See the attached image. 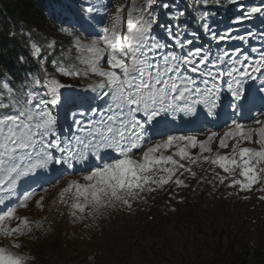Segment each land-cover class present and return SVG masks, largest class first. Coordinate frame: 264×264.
Wrapping results in <instances>:
<instances>
[{
    "label": "snow or ice",
    "instance_id": "obj_1",
    "mask_svg": "<svg viewBox=\"0 0 264 264\" xmlns=\"http://www.w3.org/2000/svg\"><path fill=\"white\" fill-rule=\"evenodd\" d=\"M155 2L145 0L142 6H137V0H131L126 16L124 6H118L110 23L100 27L97 38L87 43L75 41V49L81 54L78 64L71 68L55 66L56 73L63 77L98 78L87 87L95 99L103 101V106L91 109L93 118L87 125L75 121L81 135L76 137L74 147H66L59 139L57 122L49 108L58 106L62 89L66 87L57 78L45 76L43 83L36 79V86L43 89L41 93L30 92L21 98L12 95L9 89L7 103L0 99V235L19 237L33 231L29 220L17 218L16 212L28 206L35 190L26 191L14 203H8L16 197L19 179L44 171L48 173L45 180L54 184L75 163L92 158L99 163L89 165L88 173L82 176L83 183L69 180L59 193V203L68 206L70 215L76 219L99 215L118 204L131 209V201L140 198L142 193L154 192L169 183L186 187L177 173L189 172L193 177L195 173L181 161L218 167L226 174L217 175L219 184L228 180L226 186L239 192H250L257 185L264 192V119L255 120L257 127L233 121L219 137L218 149L230 148L225 155L219 151L213 153L215 131L208 133L204 140L194 135H167L166 139L152 141L150 132L158 129L160 118L175 119L179 113L198 117L200 105L208 117L218 118L219 77L225 74L212 70L217 67L215 63L211 68L208 66L209 57L203 54L202 48L182 51L193 41L176 39L170 28H166V34L174 44L153 33L157 19L150 9ZM93 10L88 8L89 13ZM258 12L261 9L253 7L248 16ZM62 31L69 32L67 28ZM170 48L181 51H168ZM32 54L39 57L41 48L35 47ZM217 60H223V56ZM262 69L264 54L255 67L243 65L238 69L233 64L227 70L229 106L234 112L243 114L245 105L254 103L256 91L246 86L245 81H255L254 73L264 75ZM258 91L264 92V83ZM260 100L264 104V97ZM259 115L264 116V109ZM194 148H199L196 157L190 154ZM57 151L60 155H56ZM66 194H70V204ZM259 198L264 200V195ZM42 203L43 197L36 201V206L40 208ZM14 219L18 220L17 226L8 227ZM40 227L35 225L37 229ZM11 248L18 250L21 245L13 243ZM28 259L0 247V264H28Z\"/></svg>",
    "mask_w": 264,
    "mask_h": 264
},
{
    "label": "rangeland",
    "instance_id": "obj_2",
    "mask_svg": "<svg viewBox=\"0 0 264 264\" xmlns=\"http://www.w3.org/2000/svg\"><path fill=\"white\" fill-rule=\"evenodd\" d=\"M51 1V11L56 12H61L63 3H66V0ZM82 1L88 7L99 9V15L94 17V22L97 26L102 24L101 15L106 13L105 0ZM184 1L171 0L170 8L178 7L186 10L197 2V0H187L188 2L182 5ZM202 1L206 2V0ZM232 1L236 4L239 2L238 4L248 13L253 7H264V0H255L253 4L244 3L248 0ZM129 2L130 0H112L114 8L110 9L112 13L107 18V25L118 6H124L126 16ZM167 2L168 0L164 2L156 0L153 7L157 5L162 7ZM205 11L202 9L201 13ZM184 16L191 19L188 13ZM53 19L56 20L54 14ZM85 21L92 24L90 19ZM56 25L58 36L68 39L67 46L77 53L79 58L80 54L75 49V40L81 34V30L69 27L71 34L67 38V32L62 31L66 25ZM245 26L246 24L241 25L240 30L244 31ZM99 29H97L98 33ZM81 41L89 42L86 38ZM193 47L189 46L186 53ZM240 48H250L253 52L261 51V54H264L262 26L254 27V34L246 43L239 46ZM231 57L239 58L235 55ZM46 58L47 55L42 54L39 61L43 63ZM69 65L73 66L71 62ZM104 67L106 68L107 65L105 64ZM254 75L264 80V75L261 73ZM47 76L55 77L65 85H72L79 90L83 88L79 82L84 80L89 84L98 79L92 76L63 77L56 71L48 73ZM92 98L95 100L94 93ZM96 101L99 103L101 100L96 99ZM61 103L65 105L66 110H70L69 103L64 104V100ZM198 111L206 113L203 105ZM64 115H67V112L64 111ZM260 119H264V116ZM253 122L255 121L250 124ZM227 128L211 127L200 140L206 139L211 131L217 132V139L211 145L213 153L219 151L220 154L225 155L230 148L218 149V142ZM62 130L63 127L57 131V135H63ZM245 146L257 147L255 144ZM198 152L199 148H194L191 149L190 154L196 157L199 155ZM181 163L186 164L195 173L194 177L189 172H183V175L177 173L186 187H177L175 183H169L154 192L142 193L140 198L131 201V209L118 204L114 208L104 209L99 215L85 216L83 219H76L70 215V208L59 203V194H54V190L45 191L44 187L34 189L35 194L28 201V206L23 209L18 208L16 212L17 218L29 220L33 231L19 237L0 235V247L27 256L28 264H42L41 256L43 259L48 256L46 252H51L50 254L54 255L59 264H217L220 261L229 262L231 258L239 255L242 245H245L248 251L258 249L264 256V200L259 198L264 192L258 190L260 186L257 185L250 192H239L237 188L226 186L230 182L228 180L223 185L219 184L217 175L226 174L218 167L203 162L200 167L199 163L194 165L188 161ZM23 181L24 178L21 179V182ZM31 190L33 189H26L22 184L17 183L16 197L8 202H15L24 192ZM41 197H43L42 207L38 208L36 201ZM66 199L70 204L69 194H66ZM17 223L18 220L14 219L8 223V227H16ZM36 224H40L41 227L35 228ZM13 243H19L21 248L18 250L11 248ZM81 252L88 254L87 260L82 263Z\"/></svg>",
    "mask_w": 264,
    "mask_h": 264
},
{
    "label": "trees",
    "instance_id": "obj_3",
    "mask_svg": "<svg viewBox=\"0 0 264 264\" xmlns=\"http://www.w3.org/2000/svg\"><path fill=\"white\" fill-rule=\"evenodd\" d=\"M145 0H137V6H142ZM164 2V0H162ZM184 1V0H183ZM171 0H168L166 9H160L163 17L169 11ZM186 2H182V5ZM232 0H197L185 11L199 18L195 25V19L185 18L181 15L183 9L175 7L173 11L179 12V23L185 26L189 34L201 32L203 28L198 26L205 19L212 21L221 20V15L229 16L234 10ZM47 0H0V99L7 103L11 94L22 98L23 86L30 84V73L33 69L41 72L38 59L31 53L30 42H43L48 32L56 30L49 11ZM206 12L201 16V10ZM222 10V13L220 12ZM51 19H50V18ZM182 20V21H181ZM177 30V28H173ZM34 73V72H32ZM7 85V87H5ZM239 255L231 258L229 262H217V264H264V256L259 250L248 251L245 245L239 250ZM48 256H41L42 264H59L54 255L46 252ZM82 254V252H81ZM87 255L82 254L81 263L87 260ZM48 257V259H47ZM50 257V258H49Z\"/></svg>",
    "mask_w": 264,
    "mask_h": 264
},
{
    "label": "bare ground",
    "instance_id": "obj_4",
    "mask_svg": "<svg viewBox=\"0 0 264 264\" xmlns=\"http://www.w3.org/2000/svg\"><path fill=\"white\" fill-rule=\"evenodd\" d=\"M94 24H95V22H94ZM95 26H97L96 24H95ZM231 100V98H227L221 105H222V111H221V115H225V116H227V117H229V119L227 120V122H224L225 123V125H224V127L223 128H227L228 126H230L231 124H232V122L233 121H236V122H239V123H241V116H239L238 115V111H236V112H234L233 111V108L231 107V106H229V101ZM252 106V105H251ZM250 106V108H251V111H250V119L252 120V121H255L257 118H262L263 116H260L259 115V113H260V110H262V109H264V108H258L257 106L255 107V109H254V107H251ZM262 106V105H261ZM245 109V108H244ZM249 109V108H248ZM247 109V110H248ZM246 110V111H247ZM163 130L164 131H168L169 129L168 128H166V127H164L163 128ZM156 135H157V133H156ZM245 146V145H244ZM198 149V148H197ZM194 150V149H193ZM199 153V152H198ZM196 154V153H195ZM206 155H207V153H205ZM194 155V154H193ZM194 157V156H193ZM199 164V167H200V164H201V162H198ZM86 164V163H85ZM85 164H82V163H75L74 164V168H73V170L75 171L76 169H79V168H81L82 166H84ZM195 167V166H194ZM94 216V215H93ZM96 219V218H95ZM97 221V220H96Z\"/></svg>",
    "mask_w": 264,
    "mask_h": 264
},
{
    "label": "clouds",
    "instance_id": "obj_5",
    "mask_svg": "<svg viewBox=\"0 0 264 264\" xmlns=\"http://www.w3.org/2000/svg\"><path fill=\"white\" fill-rule=\"evenodd\" d=\"M170 119V118H169ZM172 120V119H171ZM252 127H257V125L255 124V122H253L252 124H250ZM249 125V126H250ZM165 127V125L162 127V130L158 133L157 135L159 134V138L157 139V141L161 140V139H165V135H166V132L163 130V128ZM206 134V133H205ZM205 134H202V137H204ZM202 137H198V139H201Z\"/></svg>",
    "mask_w": 264,
    "mask_h": 264
}]
</instances>
